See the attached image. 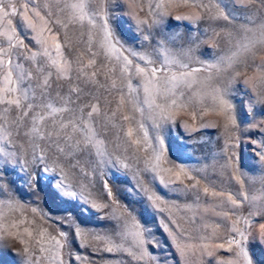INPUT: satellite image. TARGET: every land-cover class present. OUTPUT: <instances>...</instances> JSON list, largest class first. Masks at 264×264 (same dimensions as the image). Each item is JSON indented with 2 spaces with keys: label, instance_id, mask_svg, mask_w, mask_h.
Returning <instances> with one entry per match:
<instances>
[{
  "label": "rangeland",
  "instance_id": "374dc122",
  "mask_svg": "<svg viewBox=\"0 0 264 264\" xmlns=\"http://www.w3.org/2000/svg\"><path fill=\"white\" fill-rule=\"evenodd\" d=\"M20 2L23 3V0ZM35 2L41 9L44 5H52L56 2L85 4L86 15L83 21L70 24L67 29H61V32L65 33L71 41L68 48L63 50V56L68 57L70 62L80 58L83 64H87L91 58L86 51L89 47L93 52L106 53V58L99 55L96 57L97 65L103 67L101 60H104V63L113 69L111 80L116 81L117 89L105 92L104 89L98 88L96 95L101 96L102 103L112 101L111 104L106 105V108L112 110H115L120 97L124 96L123 115L135 117L134 124L122 122L125 133L123 137L110 134L109 139L100 145L101 150L105 151L103 159L108 163L101 164L99 167L93 164L91 168L85 164L83 171L87 175L69 172L65 184L70 185L81 197H87L91 203L101 196L103 186L107 183L108 188L114 192V196L108 198V202L117 215L126 219L131 231H135L132 225L136 221L141 223L147 221L152 231H156L159 214L154 213L151 207H146L139 202L140 196L136 195L138 190L134 189L136 180L133 179L137 171L144 168V160L149 156H155L156 153H153L148 145H144L146 152H136L135 146L129 149L125 140L128 139L126 133L131 128L133 139L142 140L147 133L149 144L154 145L152 138L157 134V124L162 121L157 118L158 110L154 111L155 106H149L150 98L143 92V78L135 75L132 67L123 74L116 71L118 67L123 66L122 56L129 55L127 51H124L125 48L140 54H144L145 51L152 52L151 59L156 61L158 68H163V75H158L155 84V89L158 90L154 94L155 103L167 108L170 99L178 97V102L188 106L186 110L184 108L168 109L176 124L166 126L167 150L161 158V166H169L165 159L167 157L181 161L183 162L181 166L186 168L189 175L196 179L208 178L215 185V190L223 193L220 197H202L199 202L193 203L185 192L164 190L168 195L162 198L161 207L165 210L163 215L179 224L176 229L177 238L172 243L188 245L183 254L175 247L168 249L169 252H175V258L169 259L167 264H264V236L261 235L259 228V223H264V160L254 154L251 145L252 140H255L264 148V129L258 127L259 124L264 123V73L255 68L251 71L245 69L242 75L235 77L233 68L236 66L227 67L228 58L233 57L239 45L247 43L250 36L253 39L257 37L264 39L261 35L264 33V6L244 0L252 11L245 14L243 10L238 9L240 14L235 19L230 18L229 21H224L211 18L216 15L215 9L211 8L213 0H206L211 8L208 18L196 22L187 20L178 22L172 17L195 14L198 10L192 7H177L180 0H173L169 15L161 19L158 10L154 7L159 0H123L139 19L148 21V24L144 26L145 34L150 32L151 36L145 41L135 25L128 20L127 13L115 10L116 5L122 0H35ZM0 3L15 4L16 0H0ZM44 10L51 11L52 8L48 7ZM71 11V9L68 10L69 14ZM41 14L43 15V10ZM12 19L15 24L16 18ZM105 21H107L108 29L119 37L120 44H117L115 49L102 47L105 44ZM249 29H252L254 35L249 33ZM45 36L50 34L45 32ZM25 43L27 44V41ZM49 44H51L50 39ZM160 44L163 48L159 47ZM120 45L124 47L121 48ZM143 45L148 47L145 48ZM0 46H7V42L2 37H0ZM153 49H155L154 52ZM9 51L15 53L24 50L9 49ZM30 51L35 52L36 49L32 48ZM69 51L72 53L71 56ZM118 53H122L119 59ZM27 55L28 53L25 52V56ZM52 58L61 61V57L56 56L54 48ZM129 58L132 57L129 56ZM12 59L14 63L17 61L15 55ZM41 59L37 56L35 60L22 59L19 62L23 70L30 69L35 72L40 67ZM43 60L50 63L46 57ZM134 63L144 66L138 60ZM80 66L76 63L72 64V71L69 73L73 77L72 86H75L74 75ZM86 70L91 72L94 69ZM52 71L54 72V69ZM182 74L187 75L191 87L171 80L172 76L179 77ZM4 75V70L0 69V98L4 96ZM13 79L15 80V73ZM99 79L104 81L106 77L101 76ZM111 80L108 81L109 84ZM33 82L35 83V80ZM59 83L65 87L57 91L64 95L69 81L60 80ZM15 86L19 87L18 84ZM169 89L170 94L162 97L160 93ZM214 90L227 93V99L233 108L234 125L228 123L226 115L218 108L215 111L211 109ZM36 95L39 97L38 90ZM52 97L51 102L54 107L57 103L65 106L64 101H61L55 92L52 93ZM137 108L140 110L137 111ZM197 108L204 110L203 117L201 118L197 113V118L193 120L191 114ZM3 109L4 105L0 104V115L4 114ZM40 114H43L45 120L55 121L57 124L61 120L67 123L66 118L70 115L67 112L45 111L43 107L41 113L37 114V119ZM110 123L115 125L116 131L119 130V125L114 120ZM226 124L227 127H225ZM140 125H143V128ZM73 134L85 135L83 132ZM88 135H91V132ZM92 138L94 141L98 140L96 136ZM16 143L19 142L0 140V152L14 150ZM96 159L99 160L100 157ZM112 161H115V166ZM125 165L128 167L125 168ZM8 179L17 178L9 176ZM125 179L127 182H124ZM17 184L19 185L18 180ZM201 186H205L204 180H201ZM41 187L43 191L38 198L27 189H21L17 195L27 207H36L39 204L44 211H50L53 219L56 220L61 215L60 210L66 205L58 198L53 182L43 180ZM170 187H180V185L177 182ZM236 193L239 194L238 197ZM229 194H233V199H237L238 206H233L227 201ZM7 197V191L0 192V199H7ZM126 208L130 211H126ZM73 212L74 218L78 217L87 229L86 235L81 238V243L88 244V247L80 248L78 252L73 251L74 259L77 254L80 257L76 259V264H155L151 256L139 258L141 251L150 250L151 246L147 243L144 249H138L135 246L134 237L129 236L127 240L116 237L112 241L106 238L111 232V223L116 221L109 222L104 219V212H96L95 209L82 211L79 207L73 209ZM154 215L155 219H153ZM245 219L256 220L258 223L251 228L250 232H246L244 237L234 234L233 225L244 229ZM42 222L48 225L52 235H58L60 230L67 231L66 227H58L52 221ZM233 235L241 242L243 252L236 244L231 246V251H226L229 247L227 241ZM158 238L163 240L164 236L161 235ZM9 243L11 251L0 250V264H25L24 257L12 254L20 246L15 242ZM221 244L224 245L223 248L218 247ZM116 245L121 247L117 248ZM109 247L113 248L111 253L106 251ZM52 254L54 255V250ZM36 255L40 256L39 252ZM61 256L67 264V249L61 250ZM39 264H58V262L45 253L40 257Z\"/></svg>",
  "mask_w": 264,
  "mask_h": 264
},
{
  "label": "snow or ice",
  "instance_id": "6c2138e0",
  "mask_svg": "<svg viewBox=\"0 0 264 264\" xmlns=\"http://www.w3.org/2000/svg\"><path fill=\"white\" fill-rule=\"evenodd\" d=\"M172 2L173 0H159L155 4L154 7L158 10L161 19L169 15ZM250 3H259L264 6V0H250ZM181 6L192 7L198 11L195 14L172 17L178 22L185 20L196 22L208 18L211 8L216 11V15L211 18L224 21H229L230 18L235 19L240 14L238 9L243 10L245 14L252 11L244 0H213L211 8L206 0H180L177 7ZM48 7H51L52 10H44ZM69 9L72 10L70 14ZM42 10L43 15L41 14ZM115 10L126 12L128 20L135 25L143 40L149 39L151 33L145 34L144 28L148 24L147 20L139 19L137 14L125 5L123 0L116 5ZM85 15V4L82 2L74 4L56 2L52 5H44L43 9L37 5L35 0H23V3L16 0L15 4L0 3V28H2L0 37L7 42L6 47L0 46V69L5 72L3 77L5 82L4 96L0 98V104L4 105V114L0 115V140L19 142L16 143L14 150L0 152V192H8L7 199H0V250L8 249L11 251L9 243L11 241L20 246L12 254L24 257L25 264H39L40 257L44 256L45 253H48L58 264H65L61 250L67 249V264H76V259L80 257L77 254L74 259L73 251L78 252L80 248L88 247L87 243H81V238L86 235L87 229L78 217L74 218L73 209L79 207L82 211L95 209L96 212H104V219L109 220V222L116 221L111 223V232L106 236L109 241L116 237L121 240H127L129 236L134 237V243L138 249H144L146 243L151 246L150 250L141 251L140 259L151 256L155 264H167L169 259L175 258V252H169L168 249L175 247L183 254L188 245L172 243L177 238L176 229L179 224L163 215L165 210L161 207V202L162 198H166L168 195L164 190L185 192L193 203L199 202L202 197L215 198L222 196L223 193L216 191L215 185L208 178L196 179L189 175L186 168L181 166L183 164L181 161L167 157L165 159L169 166H161V158L167 150L166 126L176 124L168 109L184 108L186 110L188 106L178 102V97H172L167 108L156 104L154 94L158 90L155 89V84L158 75H163V68H158L156 61L151 59L152 52L145 51L144 54H140L127 48L124 51L129 53L128 56H122V53H118L117 58L122 56L123 66L118 67L116 71L123 74L128 72L129 67H132L134 74L143 78V92L150 98L149 106H155L154 111L158 110L157 118L162 121V123L157 124V134L152 138L154 145L149 144L147 133L142 140L133 139L131 128L128 129L126 133L128 139L125 140L129 149L135 146L136 152H146L147 149L144 148V145H148L152 148V152L156 153L155 156H149L144 160V168L138 170L133 177L136 180L134 189L138 190L136 195L140 196L139 202L146 207H151L154 213L159 214V219L156 221V231H152L147 221L144 223L136 221L132 225L135 231H131L126 219L117 215L115 210L111 208L108 198L113 197L114 192L108 188L107 183L103 186L101 196H98L91 203L87 197H81L70 185L65 184L69 172H80L86 176L87 173L83 171L85 164L91 168L93 164L99 167L101 164L108 163L103 159L105 151L101 150L100 145L109 139L110 134L117 137L125 135L122 122L135 123L134 116L130 117L122 113L125 103L124 96L120 97L115 110H112L106 108V105L111 104L112 101L102 103L101 96L96 95L98 88L104 89L105 92L117 89L116 81L111 80L113 69L109 68L104 60H101L103 67L97 65L96 57L99 55L106 58V53L93 52L89 47L86 51L91 58L87 64H83L80 58L70 62L68 57L63 56V50L68 48L71 41L65 33L61 32V29H67L70 24L82 22ZM13 17L16 18L15 24ZM104 30L105 44L102 47L115 49V46L120 44V40L108 29L107 21L104 23ZM248 31L252 33V29ZM45 32L49 33L50 36H45ZM252 34L254 35V33ZM261 35L264 36V33ZM49 39L51 44H49ZM110 41L111 43H109ZM120 47L123 48L124 46L120 45ZM143 47L147 48L148 45H143ZM159 47L163 48V45L160 44ZM32 48H35L36 51L31 52L30 49ZM53 48L56 56L61 57V61L52 58ZM9 49H23L24 51L12 53ZM154 51L155 49H153ZM25 52L28 53L27 56H25ZM71 54L69 51V56ZM13 55L17 57L15 63L12 59ZM37 56L42 59L40 67L35 72L21 68L20 60H35ZM129 56L132 58L130 59ZM45 57L50 63L43 60ZM257 58H259V62H257ZM157 59H159V55H157ZM136 60L142 62L144 66L135 64L134 61ZM73 63L81 65L74 75L75 86H72L73 77L69 75ZM233 65L236 67L233 68ZM227 67L233 68L235 77L242 75L245 69L251 71L255 68L264 73V39L260 37L253 39L250 36L247 43L240 44L233 53V57L228 58ZM86 69L94 70L89 72ZM14 73L15 80L13 79ZM101 76L106 77V79L101 81L99 79ZM60 80L69 81L67 92L64 95L57 91L65 87L59 83ZM109 80H111L110 84L108 83ZM171 80L185 83L186 87H191V82H188L186 74L179 77L172 76ZM17 84L19 87L15 86ZM36 90L39 91V97L36 95ZM53 92L61 101H64L65 106L59 103L55 107L53 106L51 102ZM170 92L169 89L160 94L163 97L169 95ZM42 107L45 111L70 113L66 118L67 123L64 120L58 124L55 121H47L43 114H40L37 119V114L41 113ZM210 107L213 111L218 108L221 113L226 115L229 124H235L233 108L227 99L226 92L214 90L213 104ZM139 110L137 108V111ZM203 112V109L197 108L191 114L192 119L197 118V113L202 118ZM112 120L119 125L118 131L115 130V125L110 123ZM227 126L226 124L225 127ZM140 127L143 128V125ZM185 127L188 126L185 125ZM258 127L264 129V123L259 124ZM79 132H83L85 135L73 134ZM89 132L91 135H88ZM93 136H96L98 140L94 141ZM251 145L254 154L264 160V148L255 140H252ZM97 157L100 159L97 160ZM112 163L115 166V161ZM124 167L127 168L128 165ZM9 176H15L17 179H8ZM46 179L55 182L58 198L66 205L60 210L61 215L56 220L53 219L50 211H44L39 207V204L36 207H27L17 195L21 189H27L31 191L34 197L38 198L40 192L43 191L41 181ZM201 180L205 181V186H201ZM124 182H127V179ZM177 182L180 187H170L176 185ZM236 195L239 196L238 193ZM227 201L233 206H238L237 199H233V194L227 196ZM86 205L87 207H85ZM125 210L130 211L127 208ZM153 219H155V215ZM42 221H52L58 227H66L67 231L60 230L58 235H52L48 225ZM237 222L239 223V221ZM243 223L244 229L236 228L233 225L232 232L244 237L245 233L250 232L258 221L245 219ZM259 228L261 235L264 236V223H259ZM161 235L164 236L163 240L158 238ZM227 243L229 247L226 251H231L233 244L240 246L241 252L244 251L241 242L235 239V235ZM116 247L119 248L121 245H116ZM218 247L223 248L224 245L221 244ZM53 250L54 255L52 254ZM106 251L111 253L113 248L109 247ZM37 252L40 256L36 255ZM91 254L95 255L96 253Z\"/></svg>",
  "mask_w": 264,
  "mask_h": 264
},
{
  "label": "bare ground",
  "instance_id": "6f19581e",
  "mask_svg": "<svg viewBox=\"0 0 264 264\" xmlns=\"http://www.w3.org/2000/svg\"><path fill=\"white\" fill-rule=\"evenodd\" d=\"M53 188L56 190L55 182H53ZM56 192H57V190H56ZM57 193H58V192H57Z\"/></svg>",
  "mask_w": 264,
  "mask_h": 264
}]
</instances>
